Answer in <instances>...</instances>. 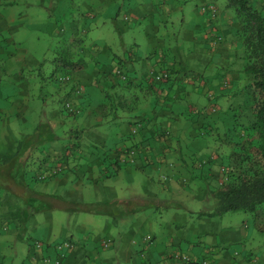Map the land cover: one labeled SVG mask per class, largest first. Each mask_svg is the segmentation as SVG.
<instances>
[{
	"label": "crops",
	"instance_id": "obj_1",
	"mask_svg": "<svg viewBox=\"0 0 264 264\" xmlns=\"http://www.w3.org/2000/svg\"><path fill=\"white\" fill-rule=\"evenodd\" d=\"M173 1L150 0L149 3L137 5V10L141 13L142 20H148L142 14L166 9L164 16L167 20V15L175 11L176 4ZM186 1L179 0L178 3L185 4ZM203 1L206 3L210 0ZM111 3H116V0H0V159L14 155L19 141L25 135L32 134L37 127L42 130L44 137L48 133L54 139L50 142L45 139L33 143L29 151L31 171L45 166L49 177L46 182L35 186L26 183V187L23 184L14 187L9 166L0 168V181L3 183L0 182V223L2 227L9 225L11 229L5 233L0 230V264H43L45 256L56 258L57 254L50 253L51 249L43 253L39 251L37 258L31 260V245L33 243L34 247L36 242L52 245L54 242H61L59 240H29L27 263H16L12 259L13 255L7 252L15 238L23 241L21 232L15 226L22 229L24 220L29 225L35 213L40 211L38 208L47 213V220L50 219V213L53 214L52 211L64 210L73 216L75 228L83 229L82 232H77L78 237L70 234L65 238L64 241L71 242L73 248L65 252L62 264H117L116 262L121 261L124 264H169V256L175 253L185 254L196 260L206 259L211 261L210 264H256L253 252L250 253V260L244 246L241 247L249 238L244 229L218 230L214 220L207 216L212 212L202 209L187 208L186 212L176 214L173 211H162L158 215L161 208L173 207L172 202H176L177 207H183L178 206L181 201L159 199L154 204V200L150 199L151 196L158 197L157 194L162 193L151 174L157 171L173 173L176 178L181 179L179 186L184 188L186 184L194 183L202 192L201 199L202 195L213 193L220 187L223 161L219 156L215 153L203 158L192 154L189 156L185 149L189 148V141L193 144L198 138L212 137L214 132L221 130V126L225 131L231 129L241 102H250L247 88L251 79L244 72L245 53L240 38L235 34L239 25L232 13L226 10L217 19L215 25H219L218 33L224 40L223 43L213 45L208 37L210 23L201 14V9L206 5L203 3L199 9L200 15L198 12L193 14L191 27L189 31H185L186 44L161 55L155 54L156 57L151 56L147 60L137 56L136 50L125 52L124 57L116 55L111 59L107 52L112 51V47L98 37V32L95 33L90 48L82 50V55L93 58L96 62L87 64L84 71L73 74L76 86L80 87L79 91L77 87L72 90V86L67 90V96L81 108V114L73 117L75 123L69 125L73 127L71 135L66 134L67 131L63 129L60 114L62 109L59 107L58 110H49L47 107L50 92L43 98L48 114L38 112L34 107L37 102L32 100L38 93L34 96L31 93L29 72L50 67L55 77L62 73L65 45H71L73 37L98 31L100 19L105 17V11ZM20 5L22 8H19ZM42 8L47 13L42 14ZM67 15L69 18H65ZM125 20L129 21V18ZM27 30L45 31L47 39L42 51L53 52L54 56L42 57L30 51L25 44L27 38H24ZM104 55L107 56L106 61L103 59ZM120 71L124 76L129 74L131 85L128 89L142 92L141 96L146 92L150 97L142 106L138 102L139 108L132 107L128 113H119V106L123 107L125 103H113L111 111L107 105L108 97L114 99V102L117 100L115 97H118L107 92V88L114 92L123 90L117 86ZM169 71L175 72L176 76L173 75L171 80L166 81L168 84L154 81L155 75ZM187 72L193 73L194 77H183ZM46 74L44 71L39 76L43 84L48 80ZM128 89L122 92L125 93ZM206 97L211 100L208 107L210 110L217 107L216 115L206 113L197 116L195 113H201L202 107L207 106L201 103V99ZM215 100L222 104H214ZM115 105L118 107L116 110ZM218 110L228 116V123L218 115ZM115 111L118 112L117 120L111 116ZM42 114L47 116L43 118ZM109 118L117 123V131L110 128ZM138 122L140 123L135 125ZM28 126L30 130L26 133ZM135 128L136 134L133 133ZM75 132L78 134L75 135ZM78 135L79 148L65 157L66 147H71ZM212 146L214 147L213 142ZM196 148L199 149V146ZM130 149L136 151L134 161L124 166L120 162L116 164L118 153ZM45 159L47 162L43 163ZM61 159H65V162H61ZM52 167L57 168L60 173L50 174ZM122 178L128 183H121ZM170 179L169 176H164V180L169 182L164 194L174 191ZM206 187L212 188V191L205 192ZM18 196L19 201L16 199ZM58 198L64 203H59ZM33 199L46 200L47 206L46 202L43 207L42 203L35 205ZM197 213L200 220H196ZM96 216L106 219L103 230L104 221L99 222L100 219ZM94 224L99 228L98 232H106L105 229H108L105 239L101 240L100 234L95 237L94 242H99L97 248L93 246L88 230L89 225ZM130 225L148 226L153 230V234H148L153 237L152 245L144 247L142 244V250L139 251L138 245L144 238L141 241L129 238L130 232L127 233L126 230ZM120 227L123 228L122 232H118ZM81 238L84 239L83 243L80 242ZM106 243L109 246L106 247ZM133 246L136 248L132 251ZM111 248L116 252L103 255L104 249ZM233 249L240 256H235ZM140 252H143V256Z\"/></svg>",
	"mask_w": 264,
	"mask_h": 264
},
{
	"label": "rangeland",
	"instance_id": "obj_2",
	"mask_svg": "<svg viewBox=\"0 0 264 264\" xmlns=\"http://www.w3.org/2000/svg\"><path fill=\"white\" fill-rule=\"evenodd\" d=\"M178 1L179 0L173 1V4L174 5L176 4L175 11L172 14L167 15V20L165 19V16H164V13H167L165 11L166 9H163V10L160 9L158 10V12L152 11L151 14L146 12L142 14V16L148 17V20L147 19L142 20L140 17L141 13L137 10L138 8L137 5L149 3L150 0H119V1L116 0V3H111V5L108 6L107 10L105 11L106 13L105 17L100 19L101 21L98 25L99 26L98 31H92L90 35H86V36L84 34L80 35V39L83 41V43L81 44L82 46H80V48L78 49H73L71 52H69V55L77 59L83 58L86 64L92 65L93 62L95 64L96 61H93V58H89V57L84 58L81 55V51H82L81 48L84 45V48L89 49L90 44H91V39L97 32L99 33L98 37L106 41L112 47L111 48L112 51L107 52V55L111 59L116 57V55H118L119 57H124L125 52L127 51L132 52V50H136V53H138L137 56L144 57L145 60H147L151 56L156 57L155 54L161 55V53L163 52H168L172 50L173 48L180 47L186 44L185 43V35H186L185 31L187 30L189 31L191 27V23L193 22V19H194L193 14L195 12H198L200 15L199 9L205 1L187 0L185 4H182L181 2L178 3ZM226 4H227L226 0L217 1V7H218L217 19L218 20L220 19L222 12H226L227 10ZM257 6L260 10L264 11L263 0H260V2L257 3ZM19 8H22V5H20ZM23 10L24 9H21V11ZM38 10H39V7L37 11ZM227 11H229L230 13L233 12L231 10H227ZM41 13L44 14V13H47V11L42 8ZM201 14L202 15L204 14L207 17L206 18L207 20L208 18H210L208 17L209 14L207 12H201ZM202 15L201 17L204 18L203 17L204 15L203 16ZM65 18H69V15H67V17ZM125 18H129V21H126ZM79 19H81V17ZM155 19H157V22L155 21ZM217 19L215 20V23L217 22ZM216 30L217 31L220 30L219 25L218 27H216ZM26 34L27 35L24 36V38H27L25 44H27L30 51H34L35 54L42 56V57L48 56V58H51L54 56L55 53L53 52L51 53V52L42 51V47H44V44H45L44 41L47 39L45 31H38V30L28 31L27 30ZM62 48L65 50V47L62 46ZM68 49L70 48H67V50ZM163 50H166V51H163ZM58 54L62 55V53H58ZM103 59L106 61L107 56L105 57L104 55ZM153 61H155V58ZM44 71L47 72L46 75L48 77V80H46L45 84H43L41 79H39L40 74L43 73ZM53 72H54L53 69H51L50 67H45L44 69H38V70H34L33 72H29L31 93L33 96L38 93V95L34 96L32 100L33 102H37V104L34 105V107L37 109L38 112H43L44 114L49 113V111H47V108H44V99L47 95H49V92L51 93L48 96V101H50V103L47 102V107L49 108V110H58L59 107L60 109L63 110L65 103L71 99L69 96H67V90H69L73 84L69 83V84L59 86L57 80L59 78V75H61L62 73H58L55 77L53 75ZM175 76L176 75H174V77ZM77 90H80V87L77 86ZM107 92L111 94H116V95L118 92L119 93L121 92L123 94V97L128 98L127 105L125 104L123 105V107L119 106V109H120L119 113L120 112L128 113L129 112L128 110L131 108V106L134 109L139 108V105L141 106L144 105V101L150 98L146 92L145 94H143L144 96H141L140 93L142 94V92L135 91V90H133L132 92L128 90L127 92L124 93L121 90H117L116 92H114V90H112L111 88L109 89L107 88ZM129 93H132L130 97H129ZM39 95L41 97H39ZM117 100H119L118 97H117ZM117 100L116 102H114V99L107 101L108 110L111 108L109 111L112 110L113 103L118 104L120 102ZM138 102H139V105H137ZM122 103H124V101H122ZM201 103L207 106L202 107L201 113L196 112L195 114H197V116L198 115L202 116V115H205L206 113L215 114L217 107L213 108V110H210L208 108L211 103L210 99H208L207 97L202 98ZM241 103L242 104H240L239 107L237 108L238 110H240L237 118L241 122L246 123L251 118V112H252L251 104L243 103V102ZM214 104L220 105L222 103L219 100H215ZM62 110L60 114H61V119H62L61 123L62 124L64 123L63 129L64 131H67L66 134L69 133V135H71L73 127L69 125L75 123V119L73 118L75 117V115L67 113V112L65 114L62 112ZM115 114L118 115V112L115 111ZM111 115H114V113H112ZM218 115L219 116L221 115L224 122L228 123V121L226 120L228 116L227 117L224 116L223 112H219V110H218ZM42 116L44 118L47 115L42 114ZM82 117L84 118V115ZM112 119L109 118L108 122H109L110 128H114V132H115L118 130V126L117 125L115 126V124L117 123H115V121H112ZM229 120H231L230 117H229ZM29 130H30V126H28L25 129V132L27 133ZM60 133L62 134V130H60ZM218 134L220 136V139H218ZM225 134H226L225 129L222 128L221 126V130L219 132H214L212 137H206L205 139L198 138L193 144H191V142L189 141L187 144V147L189 146V148H186L185 152L189 154V156L190 154H192L198 157L200 156V158H203V156H210L212 155L211 153H215L216 155L219 156V158L224 163V164L222 163L223 165H221V169H220L221 175H222V173L226 171L224 168L228 166L230 168L236 166V155L234 154V151L230 150V145L232 144L231 143L229 144L227 143V140L226 141L224 140L226 137L224 136ZM212 142L215 148L212 146ZM196 146H199V149H197ZM204 146L206 147L203 149ZM207 150H210V151H207ZM131 152H134V155H136L135 154L136 151L130 149L124 152L123 155L121 156L120 163L123 166L126 164H130L134 161L133 160L134 155L132 156ZM29 166L30 167H28L27 170L31 171V165ZM151 174H153L152 178L156 186L158 187V190L162 192V193L157 194L158 197L154 195L151 196L150 199L154 200L153 201L154 204L159 199L169 201V202L176 200L178 202L181 201L178 206L180 205L183 206V207H177L175 206L176 202L174 203L172 202L171 204H174L173 207L168 208V209L161 208L159 212L157 213L158 215L162 211H165L167 213H169L170 211H173L174 214H176L177 212L184 213L186 212L187 208H190V210H193V209L194 210H200V209L208 210V211H211L212 213L216 210L217 200L212 192H208L207 195H202L203 197L201 199L200 196L202 192L195 187L194 183L186 184V188H184L183 186H179V184L181 183V179L176 178L177 176L175 177L174 174L171 172L167 173L166 170L161 173L157 171ZM164 176H169L171 178L170 185L174 189L173 193H170L168 191L165 194L163 193V191H166V187L169 184L167 180H164ZM121 183L127 184L128 182L127 180L122 178ZM13 186L15 187V185ZM220 186H221V182H220ZM178 187H180V189ZM139 188L140 187L138 186V189ZM207 191H212V188L206 187L205 192ZM27 199L29 200L30 197ZM27 199H24V200L26 201ZM58 200H59L58 201L59 203L60 202L62 204L64 203V201L60 200V198H58ZM34 201L35 200L33 199V202ZM35 202H36L35 205H39V203H42V207L44 203L46 202L45 206H47L46 200L36 199ZM35 208H38V206ZM38 209L40 211L35 213V217H32L33 219L31 220V222H29V225H27L28 222L24 220V225L22 229L19 227L16 228L15 226V229H18V231L21 232L23 241L17 240V238H15L11 247L7 249V252L8 254L13 255L12 259H14L16 263H19V262L22 263V261H25V262L28 261L27 258L29 256L28 255L29 253L28 241L29 240H32L31 242H34L33 240L47 239L49 241L59 240L63 242L65 238L69 237L70 234H73L75 238L78 237L77 232H82L83 230L81 227L78 229L75 228L74 220L72 219L73 216H70L64 210L56 209L52 211L53 214L50 213V219L47 220L46 219L47 213L42 211L41 208H38ZM207 216L209 215L207 214ZM96 218L100 219L99 222L104 221V226L102 228L103 230L105 227L106 219L103 217H99V216H96ZM211 218L215 222L214 225L220 228V229L218 228V230L226 229L228 231H235V230L244 229V231H246L247 234H249V238L248 240L245 241L244 243L245 245H242L241 247L244 246L246 252H248L246 254H248L247 256L249 257L250 260L252 259V256L250 255V253L253 252L254 263L257 262L256 264H264V223H258V226H259L258 228V226L255 224V221L253 220L254 217L242 211L230 212L223 216H217V217H211ZM196 220H200L199 213L196 214ZM111 221L112 219H110V223ZM205 224L206 226H208L207 222H205ZM89 226L90 227L88 228V230L90 231L89 232L90 236H92L91 238L92 242H94L95 237H97L99 234L101 235V238H102L101 240H103V238L105 239V237L108 234L107 228L105 229L106 232L102 230L98 232L99 228L96 227V224L89 225ZM122 231H123V228L120 227L118 232H122ZM126 232L127 233L130 232V235L129 234L128 235H129V238H131L132 240L136 239L140 241L146 236H148V234L150 235L153 234V230H151L148 226H137V227L135 226L134 227L133 225H130L129 227L127 226ZM75 241H78V240H75ZM80 242L83 243L84 239L81 238ZM153 242H150V246L152 245L151 243ZM56 243L57 242H54L52 243V245H55ZM98 245H99L98 241H95L93 243V246H95L96 248ZM44 246H45L44 252L52 249V252L50 253L56 254L53 247L47 248V245L45 243H44ZM142 247H143L142 243H140V245H138L139 251L142 250ZM135 248L136 247L133 246L132 251L135 250ZM114 249L113 248L108 249V250L104 249V251H102L103 255H105V253L107 252L115 253L116 250ZM232 252L235 256H240V253L235 252L234 249L232 250ZM140 254L142 255V252H140ZM114 256H117V255L114 254ZM201 260H206V259H201ZM207 262L208 264L211 263V261H208V260ZM116 263L124 264L122 261L116 262Z\"/></svg>",
	"mask_w": 264,
	"mask_h": 264
},
{
	"label": "trees",
	"instance_id": "obj_3",
	"mask_svg": "<svg viewBox=\"0 0 264 264\" xmlns=\"http://www.w3.org/2000/svg\"><path fill=\"white\" fill-rule=\"evenodd\" d=\"M161 1L166 2L169 0ZM217 1L218 0H210L209 2H206L205 7L214 6L218 10ZM258 2H260V0H226L227 10L233 11L232 14L234 15V20L239 25L235 34L240 38L245 53L244 72L249 75L251 79L247 90L252 112L250 120L246 123L238 120V114H236L233 118L234 126L225 131L226 134L224 136L226 137L224 140H227V143L232 144L230 145V150L234 151V154L236 155V166L231 168L228 166L224 168L226 171L221 175V186L213 192L217 200L216 210L213 213L208 214L210 217H217L230 212L242 211L246 214L252 215L257 226L258 223H264V11L258 8ZM208 14V17H211L210 13ZM70 43L71 45H65L66 50L63 52L64 60L62 65L63 72L59 75L57 81L59 86L72 83V90H74L78 85L76 86V80L73 74L84 71L87 64L83 58L77 59L69 55V52L73 49H78L82 46L81 44L83 41L80 37H73V40L70 41ZM67 48L70 49L67 50ZM81 50L84 51L85 48L82 47ZM82 56L85 58L84 54ZM118 75L119 84L117 86L119 89H128V86L131 85L129 74L124 76L120 71ZM173 75H176V73L169 71V80L172 79ZM187 75H191L192 78L194 77L193 73H185L183 77ZM62 76L68 77L69 80L61 82L60 77ZM191 77L187 76V78ZM117 95L119 99L117 101H120L119 103L124 101L127 105L128 98L123 97V94L117 93ZM115 98L117 99V97ZM107 100H112V98L108 97ZM70 101H72V99L67 102ZM65 105L62 112L66 114V112H69L66 110ZM114 108L115 110L118 109L116 105ZM79 111L80 112L75 116L81 114V108H79ZM111 116H113V119L117 120V114L114 113V115ZM139 123L140 122L135 125H138ZM135 130L137 132V129L135 128L133 131L134 134H136ZM75 133V135L78 134V132ZM51 137L52 136L48 133H45L44 137L42 130L37 127L32 134L25 135L22 140L19 141L17 151L14 155L3 156L2 159H0V168H4L7 165L9 166L10 179L14 182V185L19 186L20 184L25 185L26 183H31V185L34 184L35 186L38 183H43L48 180V175L44 177V175L47 174V171L44 169L45 166L33 171H28L27 168L30 167L28 158L31 144L45 139L47 142L53 141L54 139H51ZM75 139L76 142H74L71 147H66L67 154L65 157H69L68 153L72 155L76 149L79 148V135ZM118 154L116 164H119V159H121L120 155L123 153ZM64 160L65 159H61V162ZM44 162H47V159H45L43 163ZM53 166L55 167V164H53ZM51 169L54 172L52 171L50 174L57 175L60 173V171L58 172L56 170L57 168L55 169L52 167ZM0 182L3 184L2 181ZM17 198L19 201V196L16 197V199ZM0 230L5 233L11 229L8 225L6 231L3 229ZM32 245L31 248H33ZM51 247L52 245H47V248Z\"/></svg>",
	"mask_w": 264,
	"mask_h": 264
},
{
	"label": "built area",
	"instance_id": "obj_4",
	"mask_svg": "<svg viewBox=\"0 0 264 264\" xmlns=\"http://www.w3.org/2000/svg\"><path fill=\"white\" fill-rule=\"evenodd\" d=\"M201 11L202 12L208 11V13H210V15H211V17L208 18V22L210 23V27H211V30L208 34V37L212 40L211 41L212 44L217 45V44L222 43L223 37L221 36V34L218 33V31L216 30V25H215V20L217 19V16H218L217 8L214 6L203 7L201 9ZM68 80H69V78L66 76L60 77L61 82H65ZM168 80H169V73H167V72L160 73V74L154 76V81H157V82L165 83ZM65 108L70 114L76 115L80 112L79 108L74 104L73 100L70 102H67L65 105ZM131 155L133 156L134 152H131ZM55 173H56V171H55ZM47 175L48 174H45L44 177H46ZM0 229H3L4 231H6L7 227H2L1 223H0ZM150 242H153V237L147 236L142 241V244L145 247V246L149 245ZM105 246L106 247L109 246V243H106ZM44 247L45 246L43 243L36 242L34 247L31 250L30 259L35 260L37 258V253L39 251H42V253L44 252ZM52 247L54 248V251L56 252L57 257L55 259H53V258H50L49 256H45L42 260L43 264H62L64 256H65V252L68 251L69 249L73 248V244L69 241H66V242L63 241V242H58L55 245H52ZM145 251H146V249H144L143 252L145 253ZM143 252H142V256H143ZM168 262H169V264H208L207 260H201V259L196 260V259H193L190 256L182 254V253L172 254L171 256H169Z\"/></svg>",
	"mask_w": 264,
	"mask_h": 264
}]
</instances>
